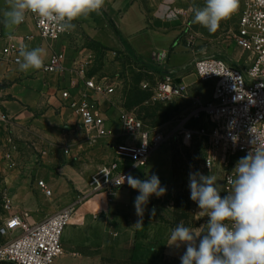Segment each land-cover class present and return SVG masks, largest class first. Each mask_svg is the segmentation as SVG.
<instances>
[{"label": "crops", "instance_id": "obj_1", "mask_svg": "<svg viewBox=\"0 0 264 264\" xmlns=\"http://www.w3.org/2000/svg\"><path fill=\"white\" fill-rule=\"evenodd\" d=\"M6 7V0H0V46L7 38L2 23ZM73 23V30L57 40H48L39 34L32 16L26 14L25 21L12 32L13 40L28 49H45L44 65L54 53L63 54L64 71L42 68L22 72L17 62L0 61V110L9 114L8 122L0 121V172L13 211L29 210L31 221H39L74 202L79 192L87 190L92 173L118 159L116 145L133 139H92L62 92L69 90L70 98H80L87 92L118 134L122 107L117 88L95 64L110 63L119 53L153 67L166 64L161 69L166 73L177 71V65L187 60L179 53L181 44L176 42L183 31L184 18L174 0H105L100 14L93 13ZM161 52L167 53L164 60L159 57ZM77 63L85 65L88 78L106 81L114 86V92L103 98L86 89L74 71ZM179 80L187 84L184 78ZM7 151L15 160L13 167L4 156ZM38 180L49 185L51 195L39 188ZM131 190L134 189L129 186L114 192L91 193L80 202L63 233V253L54 264H180L185 247H170V236L163 247L155 245L148 231L149 217L143 218L142 227L133 226L139 217L133 211ZM0 206V214H8L2 201ZM101 215L105 219H100ZM206 227L203 224L191 230L202 235Z\"/></svg>", "mask_w": 264, "mask_h": 264}, {"label": "built area", "instance_id": "obj_2", "mask_svg": "<svg viewBox=\"0 0 264 264\" xmlns=\"http://www.w3.org/2000/svg\"><path fill=\"white\" fill-rule=\"evenodd\" d=\"M27 14L32 16L39 34L45 39L57 40L66 33L41 24L40 18L30 12ZM235 14L238 24L232 38L243 51L246 67L234 65L221 56L197 58L194 63L197 80L212 85L207 100L198 95L190 97L188 84L178 80L173 71L163 74L156 84V99L189 98L193 104L188 114L179 119L171 131L149 127L135 113L120 108V131L117 134L107 124L96 99L87 92H83L80 98H70L69 90L62 92L63 98L70 99L68 106L80 118L82 127L92 139L107 136L133 139L116 145L118 159L92 173L87 190L79 192L74 202L39 221H31L29 210L13 211L11 199L4 195L2 207L8 214H0V235L10 238L0 245V264H54L63 253L62 236L78 204L86 201L91 193L114 192L129 187L126 180L121 184L123 176L133 169L146 166L150 156L172 137L187 144L194 139H204V163L207 167L217 162L228 164L232 156L242 157L247 153L250 129L264 134V0H239ZM21 45L5 38L0 46V61L16 62ZM164 53L163 57L159 55L161 60L167 57V53ZM62 61L63 54L54 53L43 69L62 72L65 70ZM76 65L74 71L82 78L86 89L93 90L103 98L114 92V86L106 81L97 82L88 78L83 63ZM72 84L75 85L76 81H72ZM202 117L206 119L207 127L203 124L193 125ZM0 121L8 122L9 114L0 110ZM4 156L10 167L15 166L11 152H5ZM229 176L234 178L232 170L224 174L222 197L231 191ZM37 184L46 195L52 194V189L44 180H38Z\"/></svg>", "mask_w": 264, "mask_h": 264}, {"label": "clouds", "instance_id": "obj_3", "mask_svg": "<svg viewBox=\"0 0 264 264\" xmlns=\"http://www.w3.org/2000/svg\"><path fill=\"white\" fill-rule=\"evenodd\" d=\"M2 23L8 39H14L13 30L32 13L59 32L73 30L74 21L100 14L105 0H6ZM239 0H205L204 6H193L192 23L215 33L221 21L229 19L238 9ZM45 49H28L21 45L17 64L19 70H40L44 67ZM164 52L160 53L163 57ZM250 148L240 157L234 168V178L229 176L231 191L223 197L214 175L195 171L189 173L190 199L200 209L201 216L208 217L207 230L198 235L182 222L170 235V247L185 251L179 257L180 264H264V134L250 129ZM210 169V165L208 164ZM138 195L134 207L139 219L133 225L143 226V214L150 197L157 198L167 192L166 186L156 174L141 180L131 173L123 176ZM156 210H151L155 216Z\"/></svg>", "mask_w": 264, "mask_h": 264}, {"label": "rangeland", "instance_id": "obj_4", "mask_svg": "<svg viewBox=\"0 0 264 264\" xmlns=\"http://www.w3.org/2000/svg\"><path fill=\"white\" fill-rule=\"evenodd\" d=\"M174 3L184 18L183 31L176 42L181 44L179 53L185 55L187 60L177 65L179 70H173V75L178 80L183 78L186 80L190 97L198 95L201 99L207 100L211 95L212 85L197 80L194 69L197 58L221 56L234 65L246 67L243 51L232 38L237 30V14L234 13L229 19L221 21L219 29L211 33L203 26L192 23V7L194 5L203 7L205 0H174ZM164 65L155 64L153 67L152 64L118 53L114 61L97 62L95 68L98 67L97 69L103 70L104 74L112 78L118 92V104L126 112L135 113L149 127L171 131L178 120L188 114L193 104L189 98L161 100L154 97L155 86L165 74L161 71L166 68V64ZM105 66L107 67L104 68ZM200 124L208 126L203 117L193 123L196 126ZM205 151L204 139H194L187 144L172 137L150 156L146 166L131 171L134 177L141 180L156 174L161 185L167 188L165 195L159 198L154 195L150 197L143 214L144 219L149 217V230H147L155 245L163 247L171 231L181 222L189 229L207 223L208 217L201 216L197 204L190 199L189 173L199 171L205 175H214L221 193L225 172L233 171L240 158L238 155L232 156L228 164L217 162L209 169L204 163ZM2 180L3 176L0 172V202L5 195ZM138 194L137 190L130 191L133 203ZM133 208L135 212V207ZM153 208L156 210L155 216L151 215ZM9 238L2 236L0 240L4 243Z\"/></svg>", "mask_w": 264, "mask_h": 264}, {"label": "water", "instance_id": "obj_5", "mask_svg": "<svg viewBox=\"0 0 264 264\" xmlns=\"http://www.w3.org/2000/svg\"><path fill=\"white\" fill-rule=\"evenodd\" d=\"M100 219H105V216H104V215H101V216H100Z\"/></svg>", "mask_w": 264, "mask_h": 264}]
</instances>
